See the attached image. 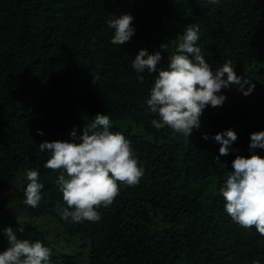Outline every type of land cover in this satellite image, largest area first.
Segmentation results:
<instances>
[{
    "label": "trees",
    "instance_id": "trees-1",
    "mask_svg": "<svg viewBox=\"0 0 264 264\" xmlns=\"http://www.w3.org/2000/svg\"><path fill=\"white\" fill-rule=\"evenodd\" d=\"M124 11L133 15L135 33L116 45L105 21ZM188 23L198 26L197 44L210 67L231 60L254 88L246 96L235 86L222 88L226 100L206 106L187 137L151 125L158 117L146 111L145 100L156 73L145 70L137 79L131 60L140 48L160 50L157 67H166L167 51L159 45L169 42L170 55ZM97 112L108 113L111 130L130 140L144 174L133 186L118 182L120 191L99 207L98 221L71 223L56 212L67 206L55 183L59 170L43 166L48 156L37 145L80 142ZM228 128L237 138L221 155L211 137ZM261 129L264 0H0V229L22 226L19 237L51 248V264L77 260L57 252L36 225L18 222L8 206L11 195L24 205L30 168L38 171L43 196L36 207L24 206L80 235L89 244L90 264H264V236L232 221L219 193L235 156L250 155L249 133ZM6 247L0 232V250Z\"/></svg>",
    "mask_w": 264,
    "mask_h": 264
},
{
    "label": "clouds",
    "instance_id": "clouds-1",
    "mask_svg": "<svg viewBox=\"0 0 264 264\" xmlns=\"http://www.w3.org/2000/svg\"><path fill=\"white\" fill-rule=\"evenodd\" d=\"M219 0H209L218 3ZM133 15L120 12L105 22L113 29L110 42L116 45L127 42L135 33ZM198 26L188 23L175 37V50L169 55V42H161L159 49L167 51L166 67H157L161 51L149 52L140 48L131 60V67L139 75L145 70L155 71V77L145 100L146 111L155 113L150 123L156 129L164 126L173 133L189 136L200 126V116L206 106H221L226 100L222 88L235 86L243 95L253 91L254 84L247 76L237 75L231 60L226 59L215 68L210 67L197 44ZM91 124L85 125L80 142L72 140H44L37 151L46 153L44 167L59 170L55 179L67 206L60 205L56 212L71 223L84 220L95 222L101 218L99 207H107L120 191L122 182L128 186L139 183L144 167L138 163L130 140L121 131L111 130L108 113L97 112ZM37 133L43 135L42 129ZM76 135L75 128L69 133ZM250 155H236L231 161L232 170L219 187L223 209L231 220L245 229L254 226L264 236V155L255 151L264 149V129L249 133ZM202 138L209 139L208 133ZM219 142L218 152L226 155L237 138V133L225 129L212 134ZM27 180L23 189V204L36 207L41 201L43 183L35 168L25 170ZM22 226L0 229L7 240V247L0 250V264H51V248L40 240L30 241L17 235ZM251 264H261L253 259Z\"/></svg>",
    "mask_w": 264,
    "mask_h": 264
},
{
    "label": "rangeland",
    "instance_id": "rangeland-1",
    "mask_svg": "<svg viewBox=\"0 0 264 264\" xmlns=\"http://www.w3.org/2000/svg\"><path fill=\"white\" fill-rule=\"evenodd\" d=\"M131 125L135 126L134 130L137 129L134 123ZM8 206L18 222L36 225L57 252L75 255L77 264H90L89 244L78 234L68 235L55 217L49 214L32 213L24 205L18 203L14 195L9 198Z\"/></svg>",
    "mask_w": 264,
    "mask_h": 264
}]
</instances>
